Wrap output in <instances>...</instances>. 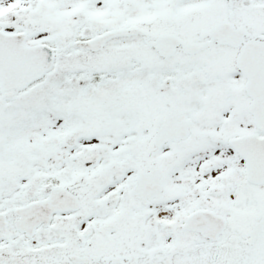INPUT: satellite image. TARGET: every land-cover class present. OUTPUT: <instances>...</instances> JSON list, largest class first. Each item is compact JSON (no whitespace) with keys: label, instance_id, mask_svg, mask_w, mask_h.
I'll return each mask as SVG.
<instances>
[{"label":"snow or ice","instance_id":"6c2138e0","mask_svg":"<svg viewBox=\"0 0 264 264\" xmlns=\"http://www.w3.org/2000/svg\"><path fill=\"white\" fill-rule=\"evenodd\" d=\"M0 264H264V0H0Z\"/></svg>","mask_w":264,"mask_h":264}]
</instances>
